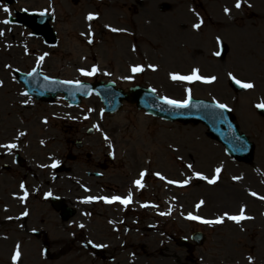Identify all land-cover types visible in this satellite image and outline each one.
<instances>
[{
  "label": "rangeland",
  "instance_id": "1",
  "mask_svg": "<svg viewBox=\"0 0 264 264\" xmlns=\"http://www.w3.org/2000/svg\"><path fill=\"white\" fill-rule=\"evenodd\" d=\"M229 1L235 7L236 0H202L203 8L196 10L195 16L183 5V17L178 7L167 13L152 10L148 4L131 8L122 3L125 0L106 1L111 7L98 4L96 12L92 8L95 3L87 7L88 1L79 0L72 5V17L59 14L64 29L56 31V47L46 46L30 31L0 23L4 32L0 36V119L16 131V147H23L27 162L41 170L12 171L7 178L6 195L11 199H0V264H14L16 252L20 255L15 264H264V199L257 198L264 197V118L255 112L256 105L264 103V4L234 11L227 5ZM18 3L36 9L44 7L47 0ZM223 5L230 9L229 15L223 12ZM89 14L97 18L89 21ZM5 17L0 11V21ZM208 17L218 23H209ZM192 22H202L201 27L190 30ZM113 28L120 31L113 32ZM218 40L225 48L217 58L213 53L220 50L216 48ZM42 52L49 54L43 70L53 76L113 81L125 90L136 84L149 86L159 97L177 101L189 97L190 91V97L228 106L240 132L255 145L253 162L244 164L227 156L220 144L206 136L203 125L165 122L127 103L117 113L105 115L93 95L75 107H69L60 95L52 104L33 101L23 95L12 70L26 72ZM134 66L144 71L134 74ZM93 67L97 68L94 75L80 74L81 69L91 71ZM194 69L205 79H216L189 83L170 78L172 74L191 75ZM231 73L254 87L234 93L227 84ZM88 127L94 128L89 138L84 133ZM81 134L84 153L93 159L88 163L83 154L67 164L71 171H53L50 165L61 162L65 146ZM108 153L113 155L112 164L103 158ZM96 158L108 166L100 181L83 172L94 169ZM217 168L221 169L218 177ZM139 172L145 173V187L140 192L133 189L136 202L139 196L141 201H158L163 210L171 204L173 213L153 220L145 215L136 225L130 219H118L114 231L110 218L121 210L84 203L86 189L102 188L103 193L113 195L119 178L132 175L140 180ZM197 173L206 179H197ZM213 177L216 183H207ZM21 191L27 192L22 203L28 214L24 227L20 224L22 228L16 229L10 219L24 211L17 198ZM55 195L76 207L73 219H58L48 201ZM201 202L196 211L194 205ZM241 208L252 219L240 224L227 220L225 214L238 215ZM192 213L206 219L223 218L224 222L206 225L183 220ZM171 218L174 222L169 224ZM178 227L186 237L192 230L204 232L205 242L186 254L166 238L168 230L170 237L177 235ZM32 229L45 233L49 260L44 258L41 240L29 235ZM17 230L19 234H14ZM86 241L103 244L101 256L87 250Z\"/></svg>",
  "mask_w": 264,
  "mask_h": 264
},
{
  "label": "water",
  "instance_id": "2",
  "mask_svg": "<svg viewBox=\"0 0 264 264\" xmlns=\"http://www.w3.org/2000/svg\"><path fill=\"white\" fill-rule=\"evenodd\" d=\"M25 23L34 29L36 33L46 35L45 27L39 26L38 20L27 16ZM40 86L36 83L28 85L32 96L36 98L44 97L40 92ZM91 87L99 95L105 111L108 113L119 109L121 101L124 99L129 103L136 104L138 109H144L147 113L166 120L193 124L201 122L208 128L207 135L221 142L228 154L244 162H250L252 159L253 146L247 142L244 135L238 133L230 113L216 108L215 104L201 100H190L187 108H173L161 103L150 91L140 87L130 88L126 93L119 89L115 90L112 83L103 85L100 82ZM61 90L65 92V98L71 103L78 101L76 97L78 91L66 87L61 88ZM83 91L78 92V95L84 96ZM65 218H68V215Z\"/></svg>",
  "mask_w": 264,
  "mask_h": 264
},
{
  "label": "snow or ice",
  "instance_id": "3",
  "mask_svg": "<svg viewBox=\"0 0 264 264\" xmlns=\"http://www.w3.org/2000/svg\"><path fill=\"white\" fill-rule=\"evenodd\" d=\"M235 8L236 9H240L241 8V0H236V3H235ZM250 6V5H249ZM3 11L5 13H9V9L7 7H4L3 8ZM224 12H225V15H229L230 14V9H228L227 7L224 9ZM45 13L41 12L40 15H44ZM97 17L92 15V14H89L87 16V19L89 21L91 20H94L96 19ZM0 23H3L5 25H7L9 23V21L7 19L3 20V21H0ZM202 23V22H201ZM201 23H196L194 24V28L196 29H199L201 27ZM111 31L113 32H116V31H120L119 29H111ZM4 35V32L3 31H0V36H3ZM88 43H92V40L89 39L88 40ZM217 43H220V41L218 40ZM47 55V54H45ZM215 55L219 56L220 53L217 52L215 53ZM44 56H40L39 57V60L40 61H43L44 60ZM153 71H155L156 69L155 68H152ZM35 71V69L33 70ZM131 71L132 73L136 74V73H140L142 71H144V69L140 66H134L131 68ZM97 72V68L96 67H93L91 69V71H85L83 69L80 70V74L82 76H92L94 75L95 73ZM32 73H29V75H31ZM173 81H187L189 83L193 82V81H196V80H200L204 83H211L213 82L216 77H211L210 79H205L203 77H201L200 75H198V71L197 70H193L192 74L191 75H179V74H172L171 77H170ZM230 79H232L234 81V83H236L239 87L243 88V89H252L254 87V85L252 83H244V82H241L239 79H236L234 76H229ZM45 79H48L47 77H45ZM61 83H69L71 84L72 82L71 81H61ZM75 86L76 87H80V82L79 81H76L75 82ZM23 95H27V93H23ZM189 97H190V91H189ZM161 102L164 103V104H167L168 106L170 107H173V108H187L189 107V99H185L183 101H177V100H174V99H170L168 97H162L161 98ZM215 107L218 108V109H221L223 111H230V109L227 108L226 105L222 104V103H215ZM257 108L259 109H264V103H261V104H257L256 105ZM21 135H24V133H21ZM108 137L105 136V140H107ZM0 147H5L9 150L13 149L16 147L15 144H6V145H2ZM58 166V162H55L53 164L50 165V167L52 168H56ZM191 167V166H189ZM216 176L218 177L220 172H221V169L220 168H217L216 170ZM145 176V173L141 172L140 173V177L141 179L140 180H136L134 183H135V186L137 188H141L143 187L142 185V179L143 177ZM160 179H164L163 176H160L159 177ZM196 178L197 179H200V180H205L206 177H204L203 175H200L199 173L196 174ZM168 183H173V181H168ZM187 183V181H185V184ZM207 183L209 184H214L216 183V177H213L211 179H207ZM21 189L23 190L24 189V185L21 184ZM87 190V189H86ZM50 195V194H49ZM251 195L255 196L256 194L255 193H251ZM27 197V192H25L24 196L23 197H20V199H25ZM258 199H264V197H257ZM94 198H88L87 200H85L84 202L85 203H88V202H92ZM99 199L103 200L105 203H108V204H111V203H120L122 205H124L125 207L131 203V200H132V197H131V194L128 195V197L126 198H122L118 195H113L110 199L109 198H106V197H100ZM203 202H201V204H197L196 207L197 209H199L201 207ZM142 206H148V205H142ZM245 209L241 208L240 209V213L238 215H228V214H225L227 220L229 221H233L237 224H240V222L242 220H245V219H252V217H247L245 216ZM28 213L25 212L24 215H27ZM160 215H166V213H163L161 212ZM186 219L188 220H196V221H199L200 223L202 224H206V225H217V224H222L224 222V219L223 218H218V219H202L201 217L199 216H195V215H192V214H189L187 217H185ZM80 227H83V225H80ZM91 243V242H90ZM93 247H105L104 245H96V244H93L92 245ZM19 255L20 253L19 252H16L15 255L13 256V262L15 264L16 260L19 258ZM250 264H251V261H250Z\"/></svg>",
  "mask_w": 264,
  "mask_h": 264
},
{
  "label": "flooded vegetation",
  "instance_id": "4",
  "mask_svg": "<svg viewBox=\"0 0 264 264\" xmlns=\"http://www.w3.org/2000/svg\"><path fill=\"white\" fill-rule=\"evenodd\" d=\"M54 0H48L49 4L44 7V10L46 11L45 13H49V15H58V9L57 7L61 10V15L66 16L67 19H69V16L72 15V5L77 4L79 2V0H55V3L53 2ZM88 1L87 6H92L90 0H86ZM116 1V0H115ZM93 3H95L94 9L95 11H98V3L99 0H92ZM117 2V1H116ZM175 3H171V5H169V7L166 6L165 1H158V0H131L130 1V6L133 7L135 6L134 4L137 5V7L139 5H145L148 4L152 10H156V11H166V10H171L174 8H177L178 11L183 14V17L185 16V11L183 9V5L185 9H190V8H194L196 5V1L194 0H174ZM55 5V6H54ZM143 11L144 9L141 8ZM53 10V11H52ZM138 13V11H137ZM146 13V12H145ZM147 15V14H146ZM150 16V15H148ZM54 23V26L56 28L57 31L63 30V26L61 23L62 21H60L58 19V17H52L51 23ZM186 26V24H185ZM8 130L6 131V135L8 136ZM9 140V138L7 139V141ZM10 142V141H8ZM7 144V143H6ZM5 145V142H1L0 146ZM11 164V151L5 147H0V188L2 186V181L5 180V178L8 176V173L10 171H26V167H17V168H11L10 167ZM5 166H8L7 168H5ZM28 171H34L33 168H29L27 169ZM127 181L122 182L123 185L126 184ZM132 217L135 219H138V214L137 213H132Z\"/></svg>",
  "mask_w": 264,
  "mask_h": 264
},
{
  "label": "bare ground",
  "instance_id": "5",
  "mask_svg": "<svg viewBox=\"0 0 264 264\" xmlns=\"http://www.w3.org/2000/svg\"><path fill=\"white\" fill-rule=\"evenodd\" d=\"M260 16V15H259ZM259 16H258V18H259ZM252 196V195H251Z\"/></svg>",
  "mask_w": 264,
  "mask_h": 264
}]
</instances>
